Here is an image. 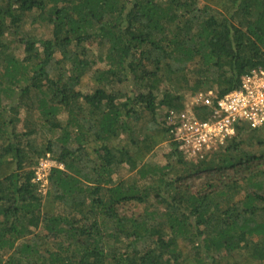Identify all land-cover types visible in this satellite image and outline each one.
Returning a JSON list of instances; mask_svg holds the SVG:
<instances>
[{"label": "trees", "instance_id": "1", "mask_svg": "<svg viewBox=\"0 0 264 264\" xmlns=\"http://www.w3.org/2000/svg\"><path fill=\"white\" fill-rule=\"evenodd\" d=\"M256 69L264 0H0V264H264V140L167 118Z\"/></svg>", "mask_w": 264, "mask_h": 264}, {"label": "built area", "instance_id": "2", "mask_svg": "<svg viewBox=\"0 0 264 264\" xmlns=\"http://www.w3.org/2000/svg\"><path fill=\"white\" fill-rule=\"evenodd\" d=\"M175 127L174 139L187 158L200 161L221 149L236 133L237 126L257 132L264 140V69L241 78L240 86L221 97L211 90L191 95L178 113L169 112ZM54 164L41 160L34 169L33 182L43 195Z\"/></svg>", "mask_w": 264, "mask_h": 264}, {"label": "rangeland", "instance_id": "3", "mask_svg": "<svg viewBox=\"0 0 264 264\" xmlns=\"http://www.w3.org/2000/svg\"><path fill=\"white\" fill-rule=\"evenodd\" d=\"M103 67H104V65H103L102 62L98 64V68H103ZM190 96L189 95L186 96V98L184 100L186 101L187 99L190 98ZM168 150H169L168 149V144H166V143L161 144L155 150V152L151 155V157L148 158V160H147L148 164L149 165H161V164H164L165 161H166L165 160V154H167ZM253 150H255L257 152L264 151V146H261V147H259V146L253 147ZM128 208L129 209H132V210H135L138 207H137L136 204L131 203V204H129Z\"/></svg>", "mask_w": 264, "mask_h": 264}]
</instances>
